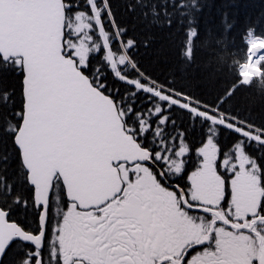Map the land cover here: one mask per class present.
<instances>
[{"label":"snow or ice","instance_id":"snow-or-ice-1","mask_svg":"<svg viewBox=\"0 0 264 264\" xmlns=\"http://www.w3.org/2000/svg\"><path fill=\"white\" fill-rule=\"evenodd\" d=\"M221 34L264 0H0V264H264V115L197 55Z\"/></svg>","mask_w":264,"mask_h":264},{"label":"trees","instance_id":"trees-1","mask_svg":"<svg viewBox=\"0 0 264 264\" xmlns=\"http://www.w3.org/2000/svg\"><path fill=\"white\" fill-rule=\"evenodd\" d=\"M256 36L264 38V34ZM197 55L202 62L211 61L216 88L234 87L241 83L239 68L247 60V45L241 41L239 35L221 34ZM238 76L240 79H237ZM250 84V88L242 87L236 92L233 102L243 112L260 117L264 115V60L261 62L260 75Z\"/></svg>","mask_w":264,"mask_h":264},{"label":"bare ground","instance_id":"bare-ground-1","mask_svg":"<svg viewBox=\"0 0 264 264\" xmlns=\"http://www.w3.org/2000/svg\"><path fill=\"white\" fill-rule=\"evenodd\" d=\"M251 44H252L251 50L253 54H251V58H250L251 64L247 68H245L247 76H251L252 73L256 72L258 68L257 60H258V56L260 55V50L264 49V43H257L256 40H252Z\"/></svg>","mask_w":264,"mask_h":264},{"label":"flooded vegetation","instance_id":"flooded-vegetation-1","mask_svg":"<svg viewBox=\"0 0 264 264\" xmlns=\"http://www.w3.org/2000/svg\"><path fill=\"white\" fill-rule=\"evenodd\" d=\"M62 252H63V256L64 258L67 260V259H71V257L73 255H78L80 254L78 249L76 248H71V250H69V246L68 245H64V247L62 248Z\"/></svg>","mask_w":264,"mask_h":264},{"label":"water","instance_id":"water-1","mask_svg":"<svg viewBox=\"0 0 264 264\" xmlns=\"http://www.w3.org/2000/svg\"><path fill=\"white\" fill-rule=\"evenodd\" d=\"M47 179H50V174L48 175V177L46 179L42 180V188L46 189Z\"/></svg>","mask_w":264,"mask_h":264}]
</instances>
